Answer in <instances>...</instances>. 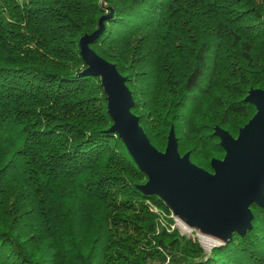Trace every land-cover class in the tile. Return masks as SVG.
Segmentation results:
<instances>
[{"label": "trees", "instance_id": "1", "mask_svg": "<svg viewBox=\"0 0 264 264\" xmlns=\"http://www.w3.org/2000/svg\"><path fill=\"white\" fill-rule=\"evenodd\" d=\"M111 15V16H110ZM127 79L132 112L164 151L212 171L264 91V0H0V264H264V208L207 254L110 132L82 37ZM158 210L164 214L155 212Z\"/></svg>", "mask_w": 264, "mask_h": 264}, {"label": "water", "instance_id": "2", "mask_svg": "<svg viewBox=\"0 0 264 264\" xmlns=\"http://www.w3.org/2000/svg\"><path fill=\"white\" fill-rule=\"evenodd\" d=\"M108 17H102L99 29L79 42L88 66L80 76L101 79L108 113L114 122L110 132L119 135L138 168L148 177L139 190L160 197L173 215L185 220L190 228L224 244L235 234L244 235L252 228L251 206L264 208V91H249L245 101L255 106L256 114L240 129L237 138L215 128L225 156L211 161L213 173L194 165L189 153H179L173 128L162 153L151 144L139 117L132 112L134 99L127 79L90 47L104 31Z\"/></svg>", "mask_w": 264, "mask_h": 264}, {"label": "rangeland", "instance_id": "3", "mask_svg": "<svg viewBox=\"0 0 264 264\" xmlns=\"http://www.w3.org/2000/svg\"><path fill=\"white\" fill-rule=\"evenodd\" d=\"M242 128H240V129H242ZM238 135H239V132H238ZM238 135L234 138H237ZM167 144H168V142H167ZM166 148H167V146H166ZM165 151H166V149L164 151H160V152L164 153ZM218 160H222V159H218ZM205 171L213 173V170L212 171L205 170ZM155 212L158 213L159 215H161V221L164 222L163 221V218L165 217L164 214L160 213L158 210H155ZM170 218L174 222L172 229H177L181 235H184V236L191 238V239L195 240L196 242H198L200 244V246L204 249V251L208 255L211 254L213 249L221 247L222 245H224V243L220 242L219 240H217L211 236H208L206 234H203L200 230L190 228L187 225V223L185 222V220L180 219L174 215H172Z\"/></svg>", "mask_w": 264, "mask_h": 264}]
</instances>
